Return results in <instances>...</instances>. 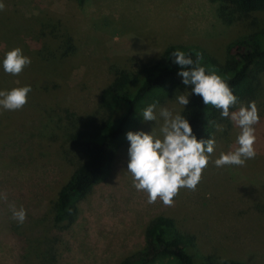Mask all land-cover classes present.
<instances>
[{
    "label": "rangeland",
    "instance_id": "rangeland-1",
    "mask_svg": "<svg viewBox=\"0 0 264 264\" xmlns=\"http://www.w3.org/2000/svg\"><path fill=\"white\" fill-rule=\"evenodd\" d=\"M2 2L0 90L31 85L32 91L22 109L0 108V194L7 195V201L0 199V264H47L25 250L24 238L32 241L37 235L54 237L57 254L51 264H115L143 245L144 227L156 214L172 216L195 236L193 251L198 258L264 264V93L252 100L260 117L255 125L257 155L244 166L214 164L221 152L236 147L239 133L230 119L222 117L217 124L223 131L214 128L216 147L196 189L182 188L172 206L159 199L150 204L127 170L126 140L116 150L109 177L75 205V220L68 228H54L50 216L34 223L73 169L64 150L68 112L90 113L120 69L133 71L154 62L169 45L198 46L224 64L229 42L264 30V9L242 12L228 0ZM41 43L61 53L70 45L73 50L47 62L35 55ZM16 47L31 64L13 76L3 70L2 61ZM261 80L264 86V73ZM46 85L54 88L43 89ZM188 92L179 90L158 102L157 114L161 107L180 112L183 106L177 97ZM248 104L238 102L230 111ZM143 110L131 131L158 132L156 121L143 120ZM13 206L25 209L22 224L14 218ZM193 260L203 262L195 256Z\"/></svg>",
    "mask_w": 264,
    "mask_h": 264
},
{
    "label": "trees",
    "instance_id": "trees-1",
    "mask_svg": "<svg viewBox=\"0 0 264 264\" xmlns=\"http://www.w3.org/2000/svg\"><path fill=\"white\" fill-rule=\"evenodd\" d=\"M83 3L86 0H76ZM242 12L264 9V0H228ZM67 46L62 53L47 44H40L35 55L47 62L72 52ZM183 51L206 71H215L230 86L238 102H250L264 93V30L239 37L227 44V60L218 64L200 47L175 44L167 46L161 57L149 63L137 65L135 70L120 69L112 82L105 86L95 108L86 115L68 112L63 130L66 136L65 153L73 169L69 178L50 200L46 213L35 224L50 218L58 230L68 228L75 220L76 204L86 199L96 184L110 175L111 162L118 147L127 140L145 106L152 102L170 99L179 90L189 91V103L180 114L188 119L198 139L210 138L222 116L219 109L205 105L202 97L191 93V85H184L178 75L180 68L173 62V52ZM53 85L43 89L50 90ZM61 129V127H60ZM57 237H55L56 239ZM26 241L27 255L36 256L41 262L51 264L57 254L53 248L54 237L37 235ZM28 242V243H27ZM34 242L36 246L34 247ZM195 236L180 227L170 215L156 214L144 227L143 245L121 257L115 264H195V256L210 264H246L232 258L199 257L194 253ZM203 262L201 264H203Z\"/></svg>",
    "mask_w": 264,
    "mask_h": 264
},
{
    "label": "clouds",
    "instance_id": "clouds-1",
    "mask_svg": "<svg viewBox=\"0 0 264 264\" xmlns=\"http://www.w3.org/2000/svg\"><path fill=\"white\" fill-rule=\"evenodd\" d=\"M4 9L5 4L0 0V11ZM172 55L173 62L180 68L178 75L183 78V84L192 86L191 93L202 97L205 105L219 109L221 116L230 119L239 129L236 147L226 153L221 152L214 161L215 166H244L247 160L254 159L257 155L255 125L260 120L256 102L251 101L247 106L241 105L238 110L230 111L238 103L237 96L220 75L200 66L202 57L194 63L192 57L183 51L177 50ZM2 64L6 73L18 76L31 64V58L16 47L6 52ZM31 91V85L0 90V108L10 111L22 109ZM189 94L177 97L179 105H188ZM157 106L158 101L149 104L142 117L144 121H156L158 132L155 128L151 132H127L130 142L127 170L133 176L135 188L148 194V203L159 199L165 206H172L182 188L196 189L211 161L216 140L214 137L198 139L188 119L179 111L161 107L157 114ZM212 123L218 131H223L222 125ZM0 199L7 201V195L0 194ZM12 211L14 218L22 224L26 219L25 209L21 206L17 210L13 206Z\"/></svg>",
    "mask_w": 264,
    "mask_h": 264
}]
</instances>
